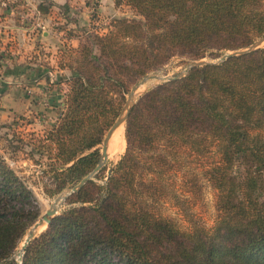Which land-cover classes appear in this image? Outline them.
<instances>
[{
    "label": "trees",
    "instance_id": "obj_1",
    "mask_svg": "<svg viewBox=\"0 0 264 264\" xmlns=\"http://www.w3.org/2000/svg\"><path fill=\"white\" fill-rule=\"evenodd\" d=\"M114 4L140 19L115 18L66 50L63 66L72 74L63 109L30 133L48 195L93 171L137 78L173 57L217 59L264 35V0ZM51 5L37 9L45 14ZM124 135L125 151L107 179L96 180L102 167L67 197L21 264H264V45L148 89ZM202 180L216 191L215 223L206 229L190 218L183 230L162 205L187 215ZM38 214L32 190L0 155V264H16L10 256Z\"/></svg>",
    "mask_w": 264,
    "mask_h": 264
},
{
    "label": "crops",
    "instance_id": "obj_2",
    "mask_svg": "<svg viewBox=\"0 0 264 264\" xmlns=\"http://www.w3.org/2000/svg\"><path fill=\"white\" fill-rule=\"evenodd\" d=\"M1 1L0 111L7 118L26 112L44 128L61 113L72 74L63 54L119 7L114 0ZM40 2L52 4L48 13L38 11Z\"/></svg>",
    "mask_w": 264,
    "mask_h": 264
},
{
    "label": "rangeland",
    "instance_id": "obj_3",
    "mask_svg": "<svg viewBox=\"0 0 264 264\" xmlns=\"http://www.w3.org/2000/svg\"><path fill=\"white\" fill-rule=\"evenodd\" d=\"M103 17H104L103 20H101L99 24H96L93 26L94 27L93 31L91 30V32L87 34H83L81 41L85 40L87 35H92L93 33H96V32L102 33V31L103 32L107 31L110 28V24H112V20L115 18L123 17L127 19H140V16L137 15L130 7H127V6H121L117 8L115 12H107V14H104ZM228 52L229 51L225 53H228ZM63 55H65V53ZM67 56H70V55H67ZM74 58H75V54L71 55V59L70 58L69 59L70 61H73ZM203 59L206 61H217L218 58L211 59V58L206 57ZM181 60L182 58L173 57L163 67L157 70H154V71H150L145 75L156 74L162 77H173L174 75L184 71V69L188 66L190 62L189 61L188 63H181L180 62ZM142 77L137 78L135 83H137ZM161 82H164V81L157 80L155 78H151L148 81H146L143 84V86L141 85L142 87L140 86L139 93L138 94L136 93V101L141 96V94H143L148 89L155 87ZM134 84H132L130 88ZM128 92L125 94V100H126ZM125 100H124V103H125ZM29 115L30 114L27 115L26 112H13L11 113L10 118H7V117H3L4 115L0 111V155L6 159V161L10 164V166L23 178L25 183L32 190L36 198L37 208L39 212L37 218L27 228L24 236L19 241L17 247L14 249V251L12 252L10 256V259H13L15 263L19 261V255L17 252L21 249L20 248L21 242L24 241V239L26 238L27 232L32 227V225L45 213L47 209H49L52 206L54 202L58 201L57 198H59V196H64L68 194L70 189L74 186V185L67 186L54 195H48L46 192H44L43 182L41 180L42 178L40 174V166L36 165L34 162L37 160L38 156L37 154L30 153L29 152L30 149L28 146V144L34 139L33 138L34 136H31L30 133L34 132V133L39 134L44 128L41 126L39 121H36L34 117H32L31 115L29 116ZM121 128L123 129V135H124L125 123L121 125L119 129ZM116 131H118V129ZM113 135L108 142L107 157L102 160L103 161L102 167H104V173L102 175H104V178L96 179L98 183L105 181L107 179L112 169L114 168V166L120 159L121 155L125 151V147H126L125 135H124L125 144L122 147V149L119 150L118 152H115L113 148V143H112ZM21 141L23 142V145ZM102 143L98 146L100 149V154H101V149H102ZM100 159H101V156H100ZM177 183H179V180L177 181ZM71 194L72 193L67 195L65 198H62L60 204L57 207L58 213L62 209L68 206L66 199ZM189 199H190L189 200L190 209L188 210L189 212L187 215H185L184 212L182 213L176 205L170 202H165L162 205L163 213L165 215L170 216L172 219H174L176 223L180 226V228L183 230L189 229L190 227L189 219L190 218H192L194 221L199 222L206 229L211 228L214 225L217 214H218L216 206H215L216 191L212 188V186L208 182L202 180L201 181V195L195 199H192V198H189ZM46 226L47 224L43 223L40 227H38V229L34 233V237L38 235L41 231H43L46 228ZM40 228L42 229L39 231Z\"/></svg>",
    "mask_w": 264,
    "mask_h": 264
},
{
    "label": "water",
    "instance_id": "obj_4",
    "mask_svg": "<svg viewBox=\"0 0 264 264\" xmlns=\"http://www.w3.org/2000/svg\"><path fill=\"white\" fill-rule=\"evenodd\" d=\"M263 45H264V35L262 37L258 38L257 40H255L252 44H250L249 46H247L245 48H240V49L229 51L228 53H224L223 55H221L217 59V61H206L204 59L192 60V61L189 62L188 66L184 69V71L174 75L173 77H162V76H158L156 74L143 76L137 83H135L130 88V90H129L128 94H127L125 103H124V105H123L118 117L116 118L114 123L111 125V127L107 130L106 134L104 135L103 143H102V149H101V159H100V161L98 162V164L96 165V167L93 169L92 172H90L89 174H87L84 177H82L79 180V182L76 183L70 189L68 194L62 196V198H65L70 193L76 192L87 180L92 178V175L94 173L98 172L101 169V167L103 165V161L102 160L107 157L108 142H109L112 134L116 131V129H118L121 125H123L126 122L128 114H129L132 106L136 102V92H137L138 88L141 85H143L146 81H148L151 78H155L157 80H162V81H167V80H171V79H174V78H178V77H181L182 75H184V73L186 71H188L189 69H191L193 67L202 66L204 64H215V63H218V62H221V61L225 60L228 57L243 55L245 53L254 51V50L262 47ZM57 214H58V209L56 208V206H51L32 225V227L27 232L26 238L24 239V243H23L21 249L17 252L18 255H19V261L16 264H21L22 255L24 253V250H25L26 246L28 245L29 241L34 237V233L38 229V227H40L43 223H46L48 225L51 222L52 218L55 215H57Z\"/></svg>",
    "mask_w": 264,
    "mask_h": 264
},
{
    "label": "bare ground",
    "instance_id": "obj_5",
    "mask_svg": "<svg viewBox=\"0 0 264 264\" xmlns=\"http://www.w3.org/2000/svg\"><path fill=\"white\" fill-rule=\"evenodd\" d=\"M143 86V85H142ZM141 86V87H142ZM140 88V87H139ZM139 88H138V92H136L137 94L139 93ZM120 128V127H119ZM118 128V131H115V133H113V138H112V143H113V148H114V151L115 152H118L119 150L122 149V147L124 146L125 144V141H124V135H123V129H119ZM117 130V129H116ZM112 137V136H111ZM111 139V138H110ZM58 201L54 202L52 204V206H56V208L58 207V205L60 204L61 200H62V196H60L59 198H57ZM58 209V208H57ZM42 228L39 229V231L41 230ZM24 241L21 242V245H20V248L21 246L23 245Z\"/></svg>",
    "mask_w": 264,
    "mask_h": 264
},
{
    "label": "built area",
    "instance_id": "obj_6",
    "mask_svg": "<svg viewBox=\"0 0 264 264\" xmlns=\"http://www.w3.org/2000/svg\"><path fill=\"white\" fill-rule=\"evenodd\" d=\"M1 3H2L3 5H6V4H7V1H6V0H2Z\"/></svg>",
    "mask_w": 264,
    "mask_h": 264
}]
</instances>
